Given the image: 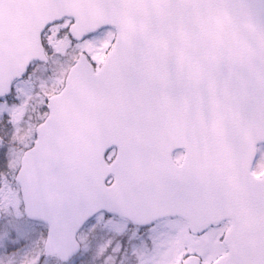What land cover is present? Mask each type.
<instances>
[{
    "label": "snow or ice",
    "instance_id": "1",
    "mask_svg": "<svg viewBox=\"0 0 264 264\" xmlns=\"http://www.w3.org/2000/svg\"><path fill=\"white\" fill-rule=\"evenodd\" d=\"M0 264H264V0H0Z\"/></svg>",
    "mask_w": 264,
    "mask_h": 264
}]
</instances>
